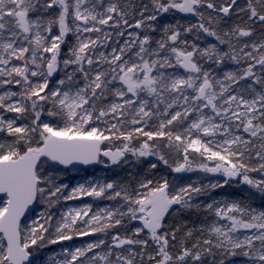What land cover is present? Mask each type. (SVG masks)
Listing matches in <instances>:
<instances>
[{"label": "snow or ice", "instance_id": "snow-or-ice-1", "mask_svg": "<svg viewBox=\"0 0 264 264\" xmlns=\"http://www.w3.org/2000/svg\"><path fill=\"white\" fill-rule=\"evenodd\" d=\"M0 264H264V0H0Z\"/></svg>", "mask_w": 264, "mask_h": 264}]
</instances>
